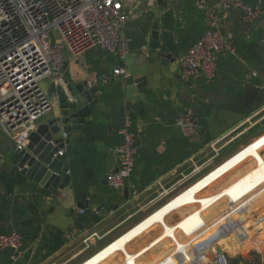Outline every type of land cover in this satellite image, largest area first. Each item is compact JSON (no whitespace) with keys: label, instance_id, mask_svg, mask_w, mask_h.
<instances>
[{"label":"crops","instance_id":"obj_1","mask_svg":"<svg viewBox=\"0 0 264 264\" xmlns=\"http://www.w3.org/2000/svg\"><path fill=\"white\" fill-rule=\"evenodd\" d=\"M244 1L260 8L259 18L214 0H123V60L102 47L78 56L64 50L65 81L86 80L100 95L64 150L70 179L56 191L21 173L9 157L15 141L0 129V234L22 239L20 257L1 250L0 264H87L113 244L98 264H217L220 253L230 264H264V0ZM212 14L227 39L217 76L184 80L179 58ZM155 22L159 48L150 44ZM116 67L125 75L115 77ZM54 86L44 82L47 93ZM186 112L198 125L195 137L178 125ZM122 117L137 130L139 149L132 174L115 189L107 176L118 166ZM205 127L210 141L193 150ZM250 146L256 151L247 153ZM77 193L89 201L83 213ZM101 203L115 207L103 214Z\"/></svg>","mask_w":264,"mask_h":264},{"label":"built area","instance_id":"obj_2","mask_svg":"<svg viewBox=\"0 0 264 264\" xmlns=\"http://www.w3.org/2000/svg\"><path fill=\"white\" fill-rule=\"evenodd\" d=\"M223 9L240 8L245 19L260 17L259 7L244 0H214ZM129 19L123 0H0V129L23 148L36 121L51 109L44 88L51 79L65 85L64 50L73 56L102 47L124 59L128 40L121 26ZM227 46L226 35L214 15L208 28L179 58L180 75L189 79L202 75L212 81L218 73V53ZM122 67L115 77L125 75ZM178 125L188 138L198 135V125L190 112L178 118ZM123 140L117 147L118 171L109 173L108 183L122 189L136 165L139 135L131 120L121 129ZM85 210L82 209L83 213ZM10 249L16 260L22 251L19 233L0 234V251ZM217 264H230L228 255L216 256ZM194 264H201L195 262Z\"/></svg>","mask_w":264,"mask_h":264},{"label":"water","instance_id":"obj_3","mask_svg":"<svg viewBox=\"0 0 264 264\" xmlns=\"http://www.w3.org/2000/svg\"><path fill=\"white\" fill-rule=\"evenodd\" d=\"M158 1L162 3L168 0ZM198 1L200 0H192V3L197 4ZM150 44L152 48L160 47L158 22L154 24ZM144 82V79H137L136 83L140 87ZM54 87V91L48 93L50 102H55L52 117L46 122L37 123L36 128L29 134V143L26 146L19 148L14 144L9 153V157L22 174L50 191L64 188L68 184L70 177L64 167L71 154L64 150L67 145L71 144L73 134L83 129L100 95L98 87L90 86L86 80L66 81L65 85ZM125 122L126 117L119 120L120 125H124ZM202 137V140L194 145L193 150H199L210 141L206 127L202 132ZM117 171L118 167L112 173ZM76 196L82 198L78 204L79 208H89V201L84 194L77 193ZM114 207L101 203L96 211L106 214L109 208ZM93 218L98 219L99 217L93 216ZM79 220L86 222L83 218Z\"/></svg>","mask_w":264,"mask_h":264},{"label":"rangeland","instance_id":"obj_4","mask_svg":"<svg viewBox=\"0 0 264 264\" xmlns=\"http://www.w3.org/2000/svg\"><path fill=\"white\" fill-rule=\"evenodd\" d=\"M115 245L113 244L109 249H107L106 251H104L103 253L99 254L98 256H96L94 259H92L91 261H89L87 264H98L100 261H102V259L109 253L111 252L114 248ZM122 247L121 245L119 246V248Z\"/></svg>","mask_w":264,"mask_h":264},{"label":"bare ground","instance_id":"obj_5","mask_svg":"<svg viewBox=\"0 0 264 264\" xmlns=\"http://www.w3.org/2000/svg\"><path fill=\"white\" fill-rule=\"evenodd\" d=\"M256 150H255V148L253 147V146H250V147H248L247 149H246V152L247 153H252V152H255ZM239 157H241V156H243V154H240V155H238ZM226 237L227 236H224V238L222 239V241H220V242H223L224 240H226ZM205 258H207V256H205Z\"/></svg>","mask_w":264,"mask_h":264}]
</instances>
